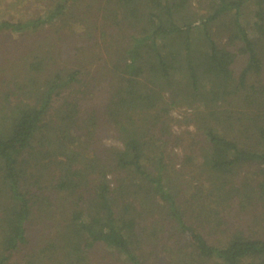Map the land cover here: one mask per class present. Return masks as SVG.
Segmentation results:
<instances>
[{
    "label": "trees",
    "instance_id": "1",
    "mask_svg": "<svg viewBox=\"0 0 264 264\" xmlns=\"http://www.w3.org/2000/svg\"><path fill=\"white\" fill-rule=\"evenodd\" d=\"M86 1L49 0L0 30L83 27ZM94 1L103 99L84 107L80 96L92 95L97 70L82 79L80 68L59 66L42 83L41 56L13 84L0 125V264L32 242L35 224L50 228L28 263L99 264L88 252L100 246L107 264H264V0ZM250 3L253 36L241 22ZM223 16L227 44L239 40L246 56L237 74L235 52L211 30ZM180 106L194 111L189 148L201 160L172 183L154 130ZM110 130L120 147L101 143Z\"/></svg>",
    "mask_w": 264,
    "mask_h": 264
},
{
    "label": "rangeland",
    "instance_id": "2",
    "mask_svg": "<svg viewBox=\"0 0 264 264\" xmlns=\"http://www.w3.org/2000/svg\"><path fill=\"white\" fill-rule=\"evenodd\" d=\"M48 1L0 0V20L15 21L17 19H24L26 16H34L35 13L40 12L46 6ZM204 3L205 1H201V4ZM78 4H80L77 8L78 11L83 12L87 10L86 13H83L85 21L87 20V25L84 23L83 27H77L71 21L72 19H69L64 23L60 20L50 25L42 26L34 32L26 29L21 31L0 30V125H3L8 116L11 115L10 107L16 100L15 95L12 93L16 87L13 84L24 77L27 70V62L31 60L32 56L44 57V70L36 73L42 83H47L51 80L54 70L59 66L80 68L83 75L82 79L90 78L94 70H97L98 73L93 80L96 86L94 85V88L91 90L92 95L90 97L86 93L83 96L80 93L78 95L83 99L82 104L84 107L90 104H98L103 99L108 85L104 77H102L105 65L103 60H100V57L106 59V53L102 51L101 55H99V51L102 48L101 39L98 40V46H95L92 39V37H96L99 34V29H97L99 19H96L98 14L95 13L97 3L94 0H87ZM195 4L197 5L196 2ZM253 7L250 3L241 10V22L248 25L251 36L254 34L251 31L253 29L251 25ZM229 22L230 16H223L212 24L211 30L214 32L215 40L219 45H228V48L235 52L236 57L232 67L237 74L245 65L246 56L239 50L241 46L239 40H237L235 45L229 46L227 44ZM85 28L88 32L85 31ZM261 50H263L262 56L264 57V48H259L260 53ZM95 52L98 54L95 55ZM259 76L250 75L248 79L249 81L253 78H256V80L261 79V73ZM262 77L264 78V68ZM238 104L239 106L245 105L242 101H238ZM193 112L190 106L171 108L166 116H163L155 126L154 134L161 141L160 144L165 154L166 170L170 174V182L172 183L178 181L176 179L180 176V173H185L191 169L194 170L196 163L201 160L197 151L198 147L189 148L190 145L194 144L195 139L199 138L197 135L199 132L196 128L197 120ZM109 133L101 137V143L109 148L111 146L120 147L121 143L115 136V132L110 130ZM190 154L194 157L193 162L187 163ZM242 168L241 172H246L252 167L244 166ZM111 176L108 175L109 178ZM40 214L43 215L41 212ZM40 214L35 212L34 216L38 215L39 217ZM47 228H50L47 224L33 225L32 230L37 236L33 237L31 235L32 242L18 251L10 264H36L28 263L27 260H31L34 257L37 258V252L33 247L41 244ZM253 228H256V226L254 225ZM104 253L102 247L95 246L89 250L88 255L93 262L99 264H107L109 260L113 261V259H108ZM116 264L119 263L117 262Z\"/></svg>",
    "mask_w": 264,
    "mask_h": 264
}]
</instances>
